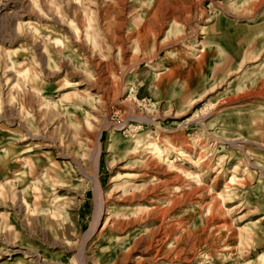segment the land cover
Returning a JSON list of instances; mask_svg holds the SVG:
<instances>
[{
  "label": "rangeland",
  "instance_id": "374dc122",
  "mask_svg": "<svg viewBox=\"0 0 264 264\" xmlns=\"http://www.w3.org/2000/svg\"><path fill=\"white\" fill-rule=\"evenodd\" d=\"M0 264H264V0H0Z\"/></svg>",
  "mask_w": 264,
  "mask_h": 264
},
{
  "label": "bare ground",
  "instance_id": "6f19581e",
  "mask_svg": "<svg viewBox=\"0 0 264 264\" xmlns=\"http://www.w3.org/2000/svg\"><path fill=\"white\" fill-rule=\"evenodd\" d=\"M143 1H144V0H140V2H143ZM124 4H125V3H124ZM157 6H159V5H157ZM52 115H53V114H52ZM55 115H56V114H55ZM122 124H123V123H122ZM117 126H119V125H117ZM128 128H129V127H128ZM120 129H121V128H120ZM97 136H99V135H97ZM97 138H98V137H97ZM97 143H98V142H97ZM98 144H99V143H98ZM98 144H97V145H98ZM98 146H99V145H98ZM97 148H98V147H97ZM96 151H97V149H96ZM181 153H182L183 155H185V154H184V151H182ZM181 153H180V154H181ZM97 156H98V155H97ZM97 159H98V158H97ZM96 163H97V161H96ZM96 181H98V180H96ZM96 183H97V182H96Z\"/></svg>",
  "mask_w": 264,
  "mask_h": 264
}]
</instances>
